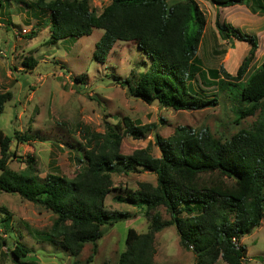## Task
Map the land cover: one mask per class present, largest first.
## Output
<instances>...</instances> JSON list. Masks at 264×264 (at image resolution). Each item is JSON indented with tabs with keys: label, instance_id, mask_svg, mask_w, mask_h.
I'll return each instance as SVG.
<instances>
[{
	"label": "trees",
	"instance_id": "trees-1",
	"mask_svg": "<svg viewBox=\"0 0 264 264\" xmlns=\"http://www.w3.org/2000/svg\"><path fill=\"white\" fill-rule=\"evenodd\" d=\"M208 1L216 8L248 2L264 10L260 0ZM34 6L49 17L51 43L102 30L92 54L99 64L106 62L116 42L135 44L151 63L137 77L133 88L129 79L122 82L133 97L174 111L217 106L215 93L209 98L193 86L197 81L193 69L201 68L196 54L206 25L195 0H110L98 15L87 0H35ZM215 27L222 40L251 46L249 57L235 75L222 67L205 74L208 81L218 84V92L225 98L238 102L240 106H233L236 120L256 118L250 129L239 130L228 140L215 139L208 130L195 132L177 127L168 139L154 133L159 157L147 149L124 156L120 151L122 136L138 140L156 129L154 125L137 126L125 118L105 135H94L98 140L77 160L81 167L72 179L51 174L40 179L32 160L20 172L7 169L13 138L0 130V192L17 194L55 216L47 233H43L51 244L77 257L85 244L91 243V259L103 237L102 227L129 219L126 214L104 208L112 176L140 169L155 175V185L141 183L125 199L116 200L145 210L150 227L144 234L127 230L125 250L117 264H155V235L170 226H174L181 246L193 253L195 264H217L219 260L243 264L247 251L240 240L260 227L264 218V65L248 75L249 61L257 50L255 39L221 23L219 17ZM35 65L33 59L23 63L30 69ZM76 81L81 82V77ZM11 98L9 92L0 91V113ZM14 139L27 143L36 137L15 134ZM159 207L166 210L169 221L163 222L157 214L149 215ZM9 221L3 220L6 229ZM3 248L17 261L30 252L20 240L10 242L0 237V252Z\"/></svg>",
	"mask_w": 264,
	"mask_h": 264
},
{
	"label": "rangeland",
	"instance_id": "rangeland-1",
	"mask_svg": "<svg viewBox=\"0 0 264 264\" xmlns=\"http://www.w3.org/2000/svg\"><path fill=\"white\" fill-rule=\"evenodd\" d=\"M87 1L96 15L110 4V0ZM195 1L206 23L214 21L215 25L219 17L221 23L235 29L240 26L237 6L216 8L208 0ZM34 2L0 0V91L12 95L0 113V130L13 138L9 148L12 157L7 169L20 172L32 160L40 179L49 174L72 179L81 167L77 160L94 146L97 139L94 135H105L125 118L137 126L154 125L156 129L138 140L129 135L122 136L121 154L130 156L136 150L147 149L154 157L160 156L154 133L168 139L177 127H188L195 132L208 130L215 139L225 141L239 130L250 129L255 122V117L236 120L233 106H240L238 102L231 103L222 92H218V84L205 77L208 70L220 67L235 75L240 64L249 57V43H238L232 48L234 40L220 41L216 54L208 57L209 60L203 57L202 51L197 52L202 61L200 69H193L197 78L194 89L209 98L215 93L218 104L199 111H174L161 108L157 102L147 104L133 97L129 87L122 84L129 79V86L133 88L137 77L151 63L135 44L116 42L106 62L99 64L93 60L92 54L102 30L95 29L90 36L79 39L51 43L49 17L36 9ZM239 31L253 35L244 29ZM33 34L35 37L30 39ZM27 59H33L35 67L23 66ZM261 65H264V49L255 52L253 60L249 61L248 75ZM77 77H81V82L77 83ZM15 134L35 136L36 139L17 143ZM155 182L154 174L140 169L127 175L112 176V187L104 208L108 212L126 214L129 219L102 227L103 237L97 242V253L91 259V243L85 244L82 252L73 257L64 248L47 240L44 234L55 218L50 211L23 200L17 194L0 192V237L10 242L20 240L30 251L27 257L17 261L8 249L3 248L0 264H117L119 255L125 250L127 230L144 234L149 230L150 219L145 210L116 199H125L141 183L154 186ZM156 214L163 222L170 220L162 207L149 215ZM6 218L10 219L7 229L3 222ZM240 243L247 251L243 264H264V218L261 226L244 236ZM155 250V264H195L193 253L179 243L174 226L155 235ZM217 264L225 263L219 260Z\"/></svg>",
	"mask_w": 264,
	"mask_h": 264
},
{
	"label": "crops",
	"instance_id": "crops-1",
	"mask_svg": "<svg viewBox=\"0 0 264 264\" xmlns=\"http://www.w3.org/2000/svg\"><path fill=\"white\" fill-rule=\"evenodd\" d=\"M260 2L261 6L264 7V0H260ZM236 6L239 9L237 20L240 23V26L238 25L237 29H244L247 33L253 34L252 37L257 43L256 52H259L264 49V10H257L251 3L248 2L246 5ZM208 24L211 25V27L207 26ZM220 41L225 42L219 37L214 21L211 24L207 22L197 52L202 51L203 57L208 59V57L216 54V47L221 44ZM233 42L234 43L231 44L232 48L237 46L238 43H242L237 42L236 40ZM196 58L201 63L202 58H200L198 54H196Z\"/></svg>",
	"mask_w": 264,
	"mask_h": 264
},
{
	"label": "built area",
	"instance_id": "built-area-1",
	"mask_svg": "<svg viewBox=\"0 0 264 264\" xmlns=\"http://www.w3.org/2000/svg\"><path fill=\"white\" fill-rule=\"evenodd\" d=\"M23 32H26V31H23Z\"/></svg>",
	"mask_w": 264,
	"mask_h": 264
}]
</instances>
